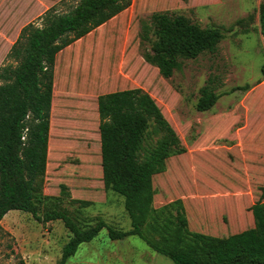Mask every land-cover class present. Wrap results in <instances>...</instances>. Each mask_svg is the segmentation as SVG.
<instances>
[{
  "label": "rangeland",
  "instance_id": "obj_1",
  "mask_svg": "<svg viewBox=\"0 0 264 264\" xmlns=\"http://www.w3.org/2000/svg\"><path fill=\"white\" fill-rule=\"evenodd\" d=\"M78 2L0 0V70L15 64L12 46L16 41L24 44L27 24L42 27L45 11L66 13ZM260 2L130 0L123 11L61 49L53 68L49 141L66 144L72 162L88 154L89 166L78 171L81 180L68 176L72 196L64 184L56 189L51 185L45 192L42 181L40 194L47 198L38 204V214L61 209L80 226L103 219L114 228L130 230L123 196L102 182L99 125L103 120L97 98L139 88L153 98L177 138V152L152 176L153 207L169 206L171 211L182 207L188 230L207 236L228 237L254 227L251 207L264 202ZM156 12L181 14L201 28L218 29L222 37L217 50L181 57V67L162 77L146 58L156 40L157 26L151 18ZM206 85L218 97L210 109L199 111L196 104ZM164 135V126L151 118L138 158L143 159ZM0 226V264H57L71 235L60 220L40 222L19 210L7 212ZM65 264L174 263L138 236L111 239L103 227L93 239L82 242Z\"/></svg>",
  "mask_w": 264,
  "mask_h": 264
},
{
  "label": "trees",
  "instance_id": "obj_2",
  "mask_svg": "<svg viewBox=\"0 0 264 264\" xmlns=\"http://www.w3.org/2000/svg\"><path fill=\"white\" fill-rule=\"evenodd\" d=\"M129 3L130 0H79L66 13L48 9L42 16L43 26L27 24L24 44H13L15 64L0 70V222L12 210L28 212L40 222L62 221L71 235L57 264H65L82 242L93 239L103 227L111 239L138 236L174 264H264V202L251 207L254 227L228 237L189 231L182 207H175V213L168 210L169 206L153 207L152 176L162 171L165 160L177 152V138L153 98L139 88L117 90L97 98V110L103 120L99 125L102 182L105 188L123 196L130 230L114 228L103 219L80 226L61 209L38 214V204L47 198L40 191L45 176L56 55ZM151 18L157 26L156 40L146 58L164 78L181 67V57L215 52L222 37L218 29L201 28L181 14L156 12ZM258 19L264 42V0L260 2ZM261 73L264 76V64ZM217 97L208 85L204 86L197 110L210 109ZM151 118L164 126L165 135L140 160L137 153ZM65 191L70 195L67 187ZM146 229L159 238L146 235Z\"/></svg>",
  "mask_w": 264,
  "mask_h": 264
},
{
  "label": "crops",
  "instance_id": "obj_3",
  "mask_svg": "<svg viewBox=\"0 0 264 264\" xmlns=\"http://www.w3.org/2000/svg\"><path fill=\"white\" fill-rule=\"evenodd\" d=\"M60 119L63 120L62 118ZM59 142L56 141V143L52 145L48 137V148L43 190L45 192H49V186L52 185L56 189L57 187H59L60 184H64L65 186H67L69 193L72 196L73 188L69 187L66 184V180H68V176H72L74 179L78 178L79 180H81V175L78 173V171L83 170L89 166L88 162H86L88 154L78 155L79 159L75 162H72L71 159L73 157L65 151L68 149V146Z\"/></svg>",
  "mask_w": 264,
  "mask_h": 264
}]
</instances>
